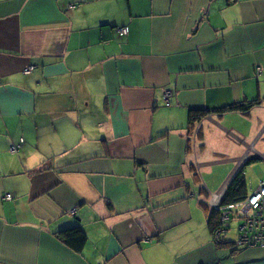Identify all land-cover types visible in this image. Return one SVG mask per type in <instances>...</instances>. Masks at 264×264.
Returning <instances> with one entry per match:
<instances>
[{"label":"crops","instance_id":"crops-1","mask_svg":"<svg viewBox=\"0 0 264 264\" xmlns=\"http://www.w3.org/2000/svg\"><path fill=\"white\" fill-rule=\"evenodd\" d=\"M263 135L264 0H0V264H264L209 226Z\"/></svg>","mask_w":264,"mask_h":264},{"label":"built area","instance_id":"built-area-1","mask_svg":"<svg viewBox=\"0 0 264 264\" xmlns=\"http://www.w3.org/2000/svg\"><path fill=\"white\" fill-rule=\"evenodd\" d=\"M123 35L129 34L128 27L120 28ZM33 68L30 67L27 72ZM170 92L164 95V100L170 104ZM200 122L196 124L197 130ZM195 130V134L196 131ZM20 145L11 146V151H19ZM14 194L6 193L5 199L11 201L14 199ZM220 210L219 224L212 232L213 239L217 243L226 241V234L232 228V223L236 222V241L235 244L239 247L248 246H264V179L253 188L248 197L238 203L221 207L220 204L216 207ZM237 209L234 216H231L230 210Z\"/></svg>","mask_w":264,"mask_h":264},{"label":"trees","instance_id":"trees-1","mask_svg":"<svg viewBox=\"0 0 264 264\" xmlns=\"http://www.w3.org/2000/svg\"><path fill=\"white\" fill-rule=\"evenodd\" d=\"M258 104V100L237 103L224 108L222 111H241L243 113H248L255 105ZM208 113L209 111L207 110H191L189 113L191 125L196 126V124L206 117ZM246 164L247 163H244L228 182L225 193L220 201L221 207L241 202L248 197L249 187L245 172ZM219 218V208H212V210L209 212V226L212 232L218 226ZM59 236L68 246L75 249L76 251H81L87 242L86 233L78 226L61 230L59 232Z\"/></svg>","mask_w":264,"mask_h":264},{"label":"rangeland","instance_id":"rangeland-1","mask_svg":"<svg viewBox=\"0 0 264 264\" xmlns=\"http://www.w3.org/2000/svg\"><path fill=\"white\" fill-rule=\"evenodd\" d=\"M255 118H256V116L254 115V116H252V118H250V119L248 118V120H255ZM230 123H232L231 124V127H233L234 125H239L240 124V122L238 121V119L237 120H233L232 119V121ZM233 131L236 132V130H233ZM258 135H259V132L257 134H255V137L252 139L253 142L255 141L254 139L258 137ZM214 141L215 142L212 144V147L213 148L224 147L223 144H221L219 142V140L214 139ZM257 145H258V147L264 148V135L260 139V142L258 144H256V146L254 145L255 148H257ZM227 147H229V146H227ZM210 148H211V146H210ZM263 176H264V160L263 159L261 161H257L254 164H251V166L249 165V167L247 169V176H246L249 185L250 184H254L255 185V183L257 181H259V179H261ZM230 212H231V216L233 217L234 214L237 212V209L232 208L230 210ZM236 225H237L236 222H233L232 223V227L236 228ZM228 233H230L229 236H231V237H235L236 236L233 228Z\"/></svg>","mask_w":264,"mask_h":264}]
</instances>
